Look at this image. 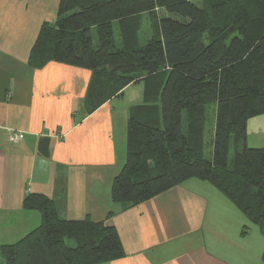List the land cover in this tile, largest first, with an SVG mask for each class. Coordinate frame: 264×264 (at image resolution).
Listing matches in <instances>:
<instances>
[{
  "label": "trees",
  "instance_id": "1",
  "mask_svg": "<svg viewBox=\"0 0 264 264\" xmlns=\"http://www.w3.org/2000/svg\"><path fill=\"white\" fill-rule=\"evenodd\" d=\"M159 9L175 16L161 17ZM143 12L151 16L152 32L140 44L136 18ZM49 61L90 72L87 113L143 81L142 102L128 107L113 202L129 207L197 178L264 232V147L248 146L245 129L250 117L264 114V0H58L54 22L41 24L28 56L31 67ZM210 104L216 118L207 158ZM23 208L39 211L41 222L0 245V264H98L125 255L113 226L60 218L41 194L28 193Z\"/></svg>",
  "mask_w": 264,
  "mask_h": 264
},
{
  "label": "crops",
  "instance_id": "2",
  "mask_svg": "<svg viewBox=\"0 0 264 264\" xmlns=\"http://www.w3.org/2000/svg\"><path fill=\"white\" fill-rule=\"evenodd\" d=\"M57 2L0 0V245L40 224L39 211L23 208L36 193L54 202L60 218L117 230L125 255L98 264H264L263 230L207 181L189 178L129 207L111 200L131 105L112 102L138 83L87 113L88 70L57 61L29 66ZM245 129L248 146L264 147V114ZM9 130L20 132L19 142H8Z\"/></svg>",
  "mask_w": 264,
  "mask_h": 264
},
{
  "label": "rangeland",
  "instance_id": "3",
  "mask_svg": "<svg viewBox=\"0 0 264 264\" xmlns=\"http://www.w3.org/2000/svg\"><path fill=\"white\" fill-rule=\"evenodd\" d=\"M158 15L163 16H175L168 12H166L163 9H159ZM150 14L148 12H143L139 14L136 18V21L140 24L139 30H138V42L140 44L146 43L150 37H151V20H150ZM177 18V17H176ZM54 22V21H53ZM53 22H47L49 24H52ZM113 29L115 32V40L117 45H120V36L118 33V28L116 27V24L114 23ZM93 40L96 43V37L95 32L93 30ZM143 86V81H139L136 85H131L127 91L125 92L124 96L121 98H118L114 100L112 103L115 105H126L127 103H130L131 105L141 103L142 98V91L141 88ZM138 94V95H137ZM116 97V96H115ZM112 98V97H111ZM122 110V109H121ZM216 118V106L214 104H210L206 108V122H205V130H204V145H203V152L205 157L210 158L212 154V140H213V129H214V123ZM183 125L185 126V121L183 122ZM234 145H233V139L230 141L229 145V154L228 158L231 159L234 156ZM0 254V263L3 262V259Z\"/></svg>",
  "mask_w": 264,
  "mask_h": 264
},
{
  "label": "built area",
  "instance_id": "4",
  "mask_svg": "<svg viewBox=\"0 0 264 264\" xmlns=\"http://www.w3.org/2000/svg\"><path fill=\"white\" fill-rule=\"evenodd\" d=\"M20 132L16 130H9L7 134V140L11 143H17L20 141Z\"/></svg>",
  "mask_w": 264,
  "mask_h": 264
}]
</instances>
